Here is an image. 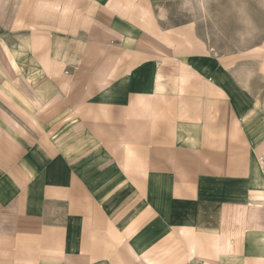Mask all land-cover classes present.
<instances>
[{
    "label": "crops",
    "instance_id": "obj_1",
    "mask_svg": "<svg viewBox=\"0 0 264 264\" xmlns=\"http://www.w3.org/2000/svg\"><path fill=\"white\" fill-rule=\"evenodd\" d=\"M181 1L0 0V264H264V52Z\"/></svg>",
    "mask_w": 264,
    "mask_h": 264
},
{
    "label": "rangeland",
    "instance_id": "obj_2",
    "mask_svg": "<svg viewBox=\"0 0 264 264\" xmlns=\"http://www.w3.org/2000/svg\"><path fill=\"white\" fill-rule=\"evenodd\" d=\"M172 10L171 24H196L212 53L233 58L237 71L259 69V53L264 52V0H184Z\"/></svg>",
    "mask_w": 264,
    "mask_h": 264
}]
</instances>
